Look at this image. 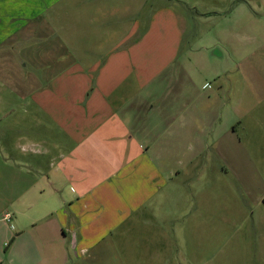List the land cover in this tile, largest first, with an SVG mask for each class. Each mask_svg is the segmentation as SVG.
I'll return each mask as SVG.
<instances>
[{
	"label": "rangeland",
	"instance_id": "374dc122",
	"mask_svg": "<svg viewBox=\"0 0 264 264\" xmlns=\"http://www.w3.org/2000/svg\"><path fill=\"white\" fill-rule=\"evenodd\" d=\"M149 1L150 8L166 3L170 10L160 15L156 28L134 30V38L149 31L148 37L178 45L177 63L165 70L164 81L181 91L177 111L183 118L172 123L166 115L165 125L159 124L164 136L149 142V159L159 172L151 197L160 202L149 206L155 216L148 227L151 232L163 227L181 241L180 254L173 246L180 264H264V0ZM153 11L144 7L140 22L149 21ZM68 31L77 36V30ZM31 34L19 50L28 56L33 54ZM64 36L63 30L52 29L45 38L49 44L39 46L48 58L0 62V264L18 262L24 241L14 242L19 230L51 209L57 212L46 178L57 151L20 152L24 140L19 138H36L39 151L51 142L67 145L47 117L25 109L29 75L38 74L36 84L43 86L48 82L42 73L67 64L59 61ZM6 49L12 53L13 46ZM189 101L193 104L186 110ZM62 185L55 188L64 196ZM120 239L119 260L141 263L138 241L131 255Z\"/></svg>",
	"mask_w": 264,
	"mask_h": 264
},
{
	"label": "crops",
	"instance_id": "0c3cea01",
	"mask_svg": "<svg viewBox=\"0 0 264 264\" xmlns=\"http://www.w3.org/2000/svg\"><path fill=\"white\" fill-rule=\"evenodd\" d=\"M144 7L154 9L152 20L140 22ZM150 7L149 0H0V62L48 58L39 46L49 44L45 38L52 29L63 30L59 61H68L63 69L55 65L42 73L48 82L43 86L36 84L38 74L29 75L25 109L47 117L67 145L47 142L50 147L39 151L36 138H19L24 140L20 152L57 151L46 175L57 212L51 209L17 232L14 242L24 241L15 264H180L173 246L179 251L181 241L171 239L163 227L152 232L148 227L155 216L149 206L160 202L151 197L159 172L149 159V142L164 136L159 124L165 125L166 115L172 123L183 118L177 111L181 91L167 88L164 81L165 70L177 63L178 45L147 36L170 7ZM138 28L149 31L137 39ZM68 30H77V36ZM38 32H45V38ZM30 34L35 37L28 56L19 50ZM7 46H13L12 53ZM62 184L64 196L55 188ZM121 237L122 250L131 255L138 241L141 263L119 260ZM151 252L157 254L150 260Z\"/></svg>",
	"mask_w": 264,
	"mask_h": 264
},
{
	"label": "trees",
	"instance_id": "16d2710c",
	"mask_svg": "<svg viewBox=\"0 0 264 264\" xmlns=\"http://www.w3.org/2000/svg\"><path fill=\"white\" fill-rule=\"evenodd\" d=\"M263 201H264V199H263Z\"/></svg>",
	"mask_w": 264,
	"mask_h": 264
}]
</instances>
